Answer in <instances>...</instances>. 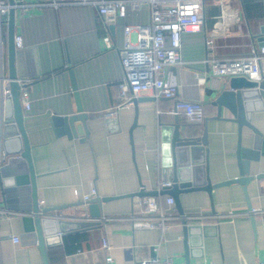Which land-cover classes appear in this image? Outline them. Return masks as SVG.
Returning a JSON list of instances; mask_svg holds the SVG:
<instances>
[{"label": "crops", "instance_id": "0c3cea01", "mask_svg": "<svg viewBox=\"0 0 264 264\" xmlns=\"http://www.w3.org/2000/svg\"><path fill=\"white\" fill-rule=\"evenodd\" d=\"M74 0H16V3ZM9 0H0V85L9 88L7 21ZM205 25L197 32L182 35L184 66L167 70V80L179 86L178 99L204 105L205 122L191 125L180 116L185 129L202 135L208 126V165L212 184L238 179L241 174L237 158L239 125L224 110L218 109L210 93L221 91L227 80L211 76L205 61L250 57L264 46V0H222L205 2ZM150 8H128L125 19L106 23L98 10L90 5H52L32 7L23 12L16 8V36L23 47L16 51L19 81L26 83L30 110H25V130L30 141L36 173L40 205L54 208L76 205L64 210L67 217L82 220L88 213L80 203L85 196L97 192L90 200L114 198L102 205L104 217L126 216L133 211L130 195L141 191H158L162 181L172 179L165 170L164 146L171 134L164 128L175 121L167 112L175 106L171 99H155L142 94L136 107L115 108L120 103V85L125 78L120 51L124 47L126 26H149ZM166 38V46L170 47ZM71 72L77 91H74ZM202 77L204 84H198ZM264 81L260 82L262 84ZM78 103L87 113L107 116L88 121L90 142L68 137L72 129L64 128L59 136L52 118L77 113ZM161 112L162 114H159ZM264 121V113L255 115ZM109 119H113L109 123ZM251 131L243 129L242 147H251ZM198 166L206 161V151L198 155ZM197 166V167H198ZM205 176V169L200 173ZM264 174V158L251 162V175ZM231 184L215 188L211 197L206 192L181 194L185 213L204 212L222 215L229 211L241 214L234 222H210L206 235L193 234L188 259L182 226L168 232L133 229L126 223H102L100 227L63 236L48 248L49 264H135L138 259L173 258L176 264H261L264 262V216H257L253 226L249 204L264 208V179L247 187ZM14 190L12 205L30 201L29 184L6 186ZM166 195L156 200L164 202ZM213 205V206H212ZM213 208V210H212ZM215 211V212H214ZM84 213V214H83ZM27 214L10 209L0 199V264H44L36 246H23L24 218ZM214 223V224H213ZM67 226L66 231H74ZM19 238L20 242H14ZM103 239L110 247L105 249ZM60 242V243H59ZM112 261L108 262L107 259Z\"/></svg>", "mask_w": 264, "mask_h": 264}, {"label": "water", "instance_id": "95a60500", "mask_svg": "<svg viewBox=\"0 0 264 264\" xmlns=\"http://www.w3.org/2000/svg\"><path fill=\"white\" fill-rule=\"evenodd\" d=\"M10 13L7 21V38H8V68H9V93L4 94L3 85H0V199H5V204L10 209H15L27 214L24 218L25 233L22 237L23 246H36L43 258L44 264H49L48 248L57 245L62 241L63 236H68L78 231L95 229L101 226L97 221L104 217L102 205L114 198L97 197L88 202L80 203L88 213H83L85 219L90 220H73L74 217H67L64 210L76 205H65L54 208H45L40 205L37 193L36 173L32 159V148L25 130V115L21 101V87L16 71V0H9ZM264 38L262 39V41ZM71 78L74 91H77L73 73ZM221 91L213 89L210 93L213 98V105L218 109L216 119H222L224 110H227L232 116L233 121L239 125V146L237 158L241 169L238 179L226 181L214 185L209 176L208 165V126H204L202 135H197L190 130H183L179 118L164 128V133L171 134V138L166 139L164 146L165 170L171 174L173 186L161 193L156 191H141L138 195L142 197H156L158 194L172 196L175 200L179 214L185 213L181 203L180 196L184 193L206 192L211 197L215 188L240 184L245 187V193L248 197L247 187L255 179H264V174L257 176L251 175V162L259 163L264 158V121L257 118L254 123L255 115L264 113V82L249 81L246 78H232L224 84ZM141 100L134 99L136 114L137 107ZM77 113L69 117L52 118L53 126L59 136L63 133L62 127L71 128L72 132H66L69 138L79 139L83 143L90 142V130L88 121L98 119V117L107 116L114 113V110L106 111L101 114L87 113L78 103ZM109 123L114 121L109 119ZM251 131V147H242L243 129ZM206 151V161L202 166H198V155ZM198 166V167H197ZM205 169V176L201 172ZM28 183L31 189V198L27 202H19L12 205L11 198L15 196L14 190L6 191V186ZM134 195H130L132 198ZM213 206V205H212ZM253 207L249 204L248 210L252 211ZM213 210V208H212ZM215 212V211H214ZM253 226H256V218L252 217ZM74 226V231H66L67 226ZM208 226L184 224L186 243V259L190 252V237L198 234L200 237L206 235ZM76 231V232H75ZM59 242V243H60Z\"/></svg>", "mask_w": 264, "mask_h": 264}, {"label": "built area", "instance_id": "2783aa9c", "mask_svg": "<svg viewBox=\"0 0 264 264\" xmlns=\"http://www.w3.org/2000/svg\"><path fill=\"white\" fill-rule=\"evenodd\" d=\"M207 0H74L24 2L16 3L15 7L23 12L32 7L52 5H90L95 7L106 23H116L125 19L128 8L139 9L142 5L150 8L151 24L149 26H126L124 47L120 51L125 78L120 85V103L115 108H130L134 99L142 94H152L155 99H171L176 101L175 106L167 114L175 117H184L191 125H202L205 122L204 105L200 102L178 99L179 86L167 80V70L171 67L185 65L182 58V35L200 31L205 25L204 12ZM216 3L222 0H212ZM3 29L0 20V39H3ZM170 39V47L166 46V38ZM16 49L23 47L21 37H15ZM212 77L230 80L232 78H246L253 82L264 81V46L250 57L208 59L205 61ZM198 84H204V79L199 77ZM5 82V79H0ZM21 87V101L23 109L30 110L29 94L25 90L26 83L19 81ZM4 87V86H3ZM9 93V88L4 89V94ZM159 114H162L159 112ZM173 186L171 179L162 181L158 193ZM97 192L85 196L84 201H90ZM133 211L126 216L102 217L97 220L101 223H126L133 229L158 230L168 232L174 226L202 225L205 226L215 221L234 222L241 214L229 211L222 215L204 212H188L179 214L172 196L166 195L164 202L160 203L154 197L134 195L132 198ZM247 216H264V208H255ZM76 220V219H75ZM90 220V219H82ZM214 224V223H213ZM19 243V238H14ZM103 246L108 249L110 245L103 239ZM108 262L112 259L108 258ZM135 264H176L173 258H153L149 260L138 259ZM261 264H264L261 263Z\"/></svg>", "mask_w": 264, "mask_h": 264}]
</instances>
